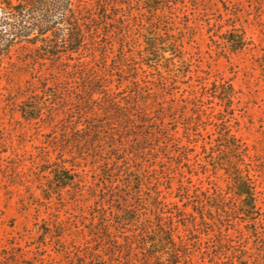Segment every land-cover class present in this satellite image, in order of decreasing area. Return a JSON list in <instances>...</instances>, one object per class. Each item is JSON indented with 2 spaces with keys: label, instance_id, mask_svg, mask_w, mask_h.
<instances>
[{
  "label": "trees",
  "instance_id": "1",
  "mask_svg": "<svg viewBox=\"0 0 264 264\" xmlns=\"http://www.w3.org/2000/svg\"><path fill=\"white\" fill-rule=\"evenodd\" d=\"M176 5L0 0L1 91L22 95L20 117L50 129L43 197L90 209L76 232L40 229L61 244V264H264L263 165L226 127L232 87L184 81ZM198 95H222L206 138ZM69 234L83 241L76 255L62 244Z\"/></svg>",
  "mask_w": 264,
  "mask_h": 264
},
{
  "label": "rangeland",
  "instance_id": "2",
  "mask_svg": "<svg viewBox=\"0 0 264 264\" xmlns=\"http://www.w3.org/2000/svg\"><path fill=\"white\" fill-rule=\"evenodd\" d=\"M176 7L181 17L177 31L183 42V68L187 75L184 81L200 87L198 82L216 80L232 87V95L227 96L230 113L226 115V127L254 153L253 162L263 165L264 186V0H177ZM238 37L244 45L237 51L232 43ZM19 52L13 49L3 67H9ZM24 81L26 76L16 78L8 89L22 86ZM6 87L1 78L0 264H61L64 259L56 253L61 244L59 248L57 242L41 237L40 229L44 223H58L76 232L88 224L90 209L85 203H68L66 195L59 198L52 194L44 199L48 151L51 160L55 159L48 142L50 129L21 118L16 110L24 97L5 95L1 89ZM221 96L198 95L205 123L199 128L202 138H206L205 130L211 126L208 117L219 124L218 113L224 110ZM86 169L83 179L91 186L93 178ZM259 205L264 211V204ZM64 240L62 244L75 255L84 246L72 234Z\"/></svg>",
  "mask_w": 264,
  "mask_h": 264
}]
</instances>
